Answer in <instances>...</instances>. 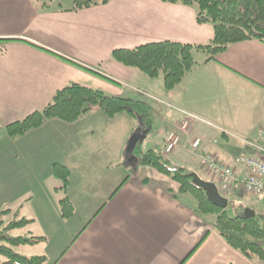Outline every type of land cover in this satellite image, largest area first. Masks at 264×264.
<instances>
[{"label": "crops", "instance_id": "0c3cea01", "mask_svg": "<svg viewBox=\"0 0 264 264\" xmlns=\"http://www.w3.org/2000/svg\"><path fill=\"white\" fill-rule=\"evenodd\" d=\"M44 2L0 0L2 139L11 142L8 125L43 110L59 90L73 84L100 90L108 97L142 102L147 114L137 117L122 112L110 118L93 107L77 122L52 119L19 136L28 141L26 153L34 163L20 168L19 175L0 171V181L9 179L8 190L0 196V208L12 210L4 217L6 222L16 213L24 217L15 210L23 208L18 202L24 195H14L24 182L33 180L34 155L46 151L39 149L37 138H44L52 153L58 149L55 142H60L74 159L51 157L47 164L46 197L39 193L41 199L34 201L38 216L24 217L31 221L25 228L38 223V234L27 237H42L43 250L28 256H45L52 264H264L230 246L214 229L216 216L197 213L192 196L176 198L177 182L140 165L147 151L164 153L168 133L178 128L185 112L228 133L222 135L198 123L190 138H204V151L244 175L235 160L241 154L256 155L245 141H256L264 128V41L232 44L213 59L197 51L194 68L175 90L167 92L164 82L145 80L140 72L114 61L112 53L161 42L207 45L214 38V27L200 24L194 7L162 0H111L75 12L44 8ZM203 52L205 56L196 58ZM136 82L148 91L147 96L143 94L147 102L127 90ZM138 119L142 124L136 128ZM134 136L136 145L129 153ZM213 139L218 142L209 143ZM185 141L169 155L172 161L176 166L196 167L209 177L200 165L199 152L189 150ZM138 146L141 152L134 155ZM54 163L71 172L66 191L53 175ZM115 164L122 169L124 165L125 175L120 169L115 173ZM241 194L248 192L240 189L229 197ZM257 195V205L264 206V192ZM65 196L74 208L68 219L59 205ZM236 204L243 215L257 217L255 211H244V202Z\"/></svg>", "mask_w": 264, "mask_h": 264}, {"label": "trees", "instance_id": "16d2710c", "mask_svg": "<svg viewBox=\"0 0 264 264\" xmlns=\"http://www.w3.org/2000/svg\"><path fill=\"white\" fill-rule=\"evenodd\" d=\"M58 0H45L43 7L50 8ZM111 0H66L65 6L57 7L70 11H81L92 7L107 5ZM164 3L191 6L196 9L200 24H211L215 35L207 45H189L175 42H161L142 45L133 49H116L112 58L117 63L138 70L155 79L163 75L167 92L175 90L185 76L196 65L194 53L205 51L213 59L225 52L229 46L248 40L264 41V0H162ZM56 7V6H55ZM93 107H99L108 117L122 112L135 116L147 114L142 102L129 99L108 97L104 92L73 84L59 90L52 102L41 111H37L24 120L6 127L10 137L25 135L31 130L42 127L52 119L74 123L89 113ZM140 165L155 168L161 174L170 177L180 185L179 195H190L196 202V212L202 215H215L214 229L226 242L248 259L264 261V217L249 218L243 215L230 216L228 210L213 206L205 192L193 185L192 173L187 168L176 166L163 152L149 150L140 160ZM53 175L61 182L62 190H67L71 172L60 163L53 164ZM230 203V202H229ZM64 218H71L73 205L65 196L59 202ZM12 210L0 211V264H44L45 256H26L15 251L22 246L36 245L42 237L14 236L13 233L24 229L31 221L19 213L6 222L4 217Z\"/></svg>", "mask_w": 264, "mask_h": 264}, {"label": "rangeland", "instance_id": "374dc122", "mask_svg": "<svg viewBox=\"0 0 264 264\" xmlns=\"http://www.w3.org/2000/svg\"><path fill=\"white\" fill-rule=\"evenodd\" d=\"M60 3L64 4L65 6H67L69 3L66 2V0H58L56 2H54V6H58ZM70 5V4H69ZM197 52V51H196ZM194 54H197V53ZM200 55H196L198 59L202 58V56H205L204 54L206 53H198ZM201 56V57H199ZM138 71V70H136ZM140 72V71H138ZM142 74V76L145 77V80L150 81V77H148L146 74L140 72ZM160 78H155L156 80H160L163 83V75L161 73V75L159 76ZM155 80V81H156ZM140 82V81H139ZM141 85L137 84V82L135 84H132V86L128 87L130 90V92H132L135 96V98H139L142 99L144 101L148 100L146 97L149 93L148 91L144 90L143 88H141L142 83H140ZM152 84V83H151ZM143 87V86H142ZM146 88H149L148 84H145ZM126 90V89H124ZM144 94V96H143ZM108 96V95H107ZM147 102V101H146ZM157 119V118H156ZM140 119L136 120L135 126L136 128H138L139 125L142 124ZM158 120V119H157ZM3 138V133H0V171H4V173H8V176L11 175H19L20 172L18 171L20 168H22L24 170L25 167H29L31 166L34 161L31 160V157L28 156V153H26L27 149L29 148V143L26 140H21L18 138H14L12 139L11 142H8L5 138ZM21 140V141H20ZM38 147L40 150H46L45 152H40L38 155H34V160L37 162V166L33 175V180L30 182H24V185L22 186V188L20 190H18L16 192V194L14 195L16 196H23L24 197L18 202L23 204V208H15V210L20 211L21 213L24 214V217H26L27 219L31 220L32 217L35 218V216H38V212L35 210V205H34V201L35 199L40 198L41 196H38L39 193H41L44 197H46L44 195V186L46 185V187H48V181L46 183L45 180L47 178V173L45 175V170L47 169L48 165L50 163V158L53 157L54 158H62L63 160H74L73 158L69 157V152L66 151L65 149H63L64 147H62V144L58 141L55 142L56 147L58 148L54 153H52L48 148H49V144L46 142V140L42 137L37 138L36 141ZM53 149V148H52ZM63 149V150H62ZM141 152V147L138 146L136 148V150L134 151V155H137ZM172 156V155H171ZM169 156L171 160H173V158ZM115 173L120 172L118 169L121 170V172H123V175H125L126 172V168L123 165V169L122 167H120L119 165L115 164ZM186 168L188 169V171L192 172H196L199 174V176L202 179H206L208 181H214L211 177H207L205 176L198 168L196 167H191V166H186ZM1 173V172H0ZM9 183V179L4 180L3 182L0 181V196L1 194H3L4 196V192H6L8 190V186H6ZM52 192V191H50ZM57 195L56 194H52V197H54ZM259 195L255 194V193H248L246 195L241 194V197L236 196V197H231L230 198V206L228 208V214L230 216H236V215H243V212L241 210V207H239L236 203L237 202H244V211L250 210V211H255L257 217H259L260 215H262L261 217H264V206H259L257 205V203H259ZM34 197V198H33ZM33 199V200H32ZM57 199V198H56ZM29 203V204H28ZM28 204V205H27ZM6 208L1 207L0 211L4 210ZM22 209V210H21ZM33 211V212H32ZM214 218V217H211ZM37 220V219H36ZM35 225H31L28 226L27 228H25L23 231H17L14 232L13 235L14 236H29V235H33V233L36 235L38 234L37 232V227H38V223H34ZM31 233V234H30ZM28 234V235H27ZM35 246V247H34ZM42 244L38 243L36 245H30V246H22L19 248H16L15 251L18 252L21 255H31L35 252L38 253H42ZM33 251V252H32ZM53 262L51 261H46L44 264H52Z\"/></svg>", "mask_w": 264, "mask_h": 264}, {"label": "built area", "instance_id": "2783aa9c", "mask_svg": "<svg viewBox=\"0 0 264 264\" xmlns=\"http://www.w3.org/2000/svg\"><path fill=\"white\" fill-rule=\"evenodd\" d=\"M195 121H202L197 117L188 115L179 126V131L171 132L166 139V153H171L182 141V135L187 134ZM205 123L204 121H202ZM212 126L209 123H206ZM221 132H224L221 130ZM256 155L241 154L236 163L243 168L244 175H240L234 168L221 163L213 155L203 153L200 155L202 166L205 170L217 179L220 188L224 192L244 189L247 192L260 194L264 191V128L259 131L258 139L253 142H246ZM202 140L195 139L191 142L193 150L201 147Z\"/></svg>", "mask_w": 264, "mask_h": 264}, {"label": "water", "instance_id": "95a60500", "mask_svg": "<svg viewBox=\"0 0 264 264\" xmlns=\"http://www.w3.org/2000/svg\"><path fill=\"white\" fill-rule=\"evenodd\" d=\"M136 141H137V136H134L131 138L129 146L127 148V150L129 151V153H132L135 145H136ZM192 183L193 185H195L196 187L202 189L205 194H206V198L207 200L215 207L226 210L229 206V200L225 197H223L217 186L212 183V182H208L205 180H202L197 174H192ZM245 217H249V218H253L254 214H246Z\"/></svg>", "mask_w": 264, "mask_h": 264}]
</instances>
